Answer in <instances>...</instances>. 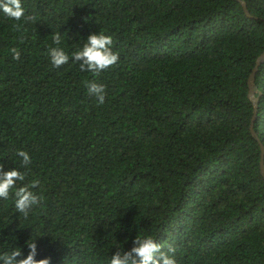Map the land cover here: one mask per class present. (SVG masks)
Instances as JSON below:
<instances>
[{"label": "trees", "instance_id": "obj_1", "mask_svg": "<svg viewBox=\"0 0 264 264\" xmlns=\"http://www.w3.org/2000/svg\"><path fill=\"white\" fill-rule=\"evenodd\" d=\"M242 1L252 18L237 0H22L20 21L0 14V165L38 179L43 196L27 217L11 192L0 199V249L27 255L37 237L36 259L107 264L143 234L176 264H264L248 97L264 0ZM100 32L113 38V66L51 64L53 35L71 56ZM255 88L264 146V64Z\"/></svg>", "mask_w": 264, "mask_h": 264}, {"label": "clouds", "instance_id": "obj_2", "mask_svg": "<svg viewBox=\"0 0 264 264\" xmlns=\"http://www.w3.org/2000/svg\"><path fill=\"white\" fill-rule=\"evenodd\" d=\"M0 14L9 20L20 21L25 16L22 0H0ZM52 39L56 46L49 48L48 56L55 67H60L68 63L70 59H74L82 61L81 69L87 68L90 72H100L113 66L119 59L118 54L112 51V36L103 32L89 36L83 47L73 51L71 56L61 47L62 37L59 33L53 35ZM12 52L14 58L19 59V52L15 49H12ZM88 90L90 95H94L100 103H103L105 89L102 85L91 83ZM15 157L23 167H27L32 162L30 154L23 150L17 151ZM25 177L24 173L15 169L4 172L3 165H0V199H8L11 192L15 197L16 210L27 217L29 211L42 202L43 196L34 191L39 185V180L33 179L25 184ZM20 184L24 186L20 187ZM36 238L32 237L26 242L27 255L20 247L0 249V264H51L49 258L36 259ZM135 244L137 246L130 252H125L123 255L118 252L112 255L107 264H136V259L139 260V264H176L175 257L169 254L171 249L169 253L162 252L161 245L151 235L140 234Z\"/></svg>", "mask_w": 264, "mask_h": 264}, {"label": "water", "instance_id": "obj_3", "mask_svg": "<svg viewBox=\"0 0 264 264\" xmlns=\"http://www.w3.org/2000/svg\"><path fill=\"white\" fill-rule=\"evenodd\" d=\"M237 1H239L242 4L246 15L249 18H252L246 2H244L242 0H237ZM262 64H264V52L258 57V59L256 61V65H255V67H254V69H253V71L249 77V80H248V86H249L248 97L252 101V103L254 104V107H255L254 117H253V120L251 123L250 131H251L252 135L257 139V141H259V143L261 145L262 158L260 161V170H261L262 176L264 177V146H263L262 142L259 140L258 135L255 131V122L257 119L258 106H259V98L256 96L257 91L255 88V81H256V76H257L259 69H260Z\"/></svg>", "mask_w": 264, "mask_h": 264}]
</instances>
